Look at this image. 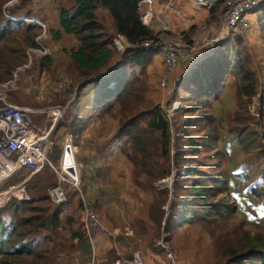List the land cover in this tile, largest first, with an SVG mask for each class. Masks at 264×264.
<instances>
[{
    "label": "rangeland",
    "instance_id": "374dc122",
    "mask_svg": "<svg viewBox=\"0 0 264 264\" xmlns=\"http://www.w3.org/2000/svg\"><path fill=\"white\" fill-rule=\"evenodd\" d=\"M73 1L0 0V30L3 32L0 38V92L4 99L20 106L44 108L68 101L76 92L75 86L82 84L77 100L60 120L65 127H55L49 136L53 142L51 149L54 145L60 147L64 133L72 131L68 120L75 116H87L94 94L102 84L101 79L88 81L78 75L68 54L69 47H65L70 46L74 37L72 34L57 42L49 33L52 26H57L59 9L69 8ZM252 16L251 29L242 37L241 43L235 45L231 39L228 46L247 56L259 83H263L264 28L257 14L252 13ZM96 17L103 24L104 33L112 39L115 33L107 9L99 7ZM28 24L32 26L28 27ZM29 40H34L37 47L28 44ZM121 56L122 53L113 50V60L121 59ZM209 60L202 63L201 72L207 71ZM154 65L159 67L156 62ZM187 67L189 65L186 63H180L169 73L152 68L141 73L138 66L132 67L140 81L133 86L128 99L114 102L109 110L108 117L118 123L117 118L120 121L127 119L144 109L150 100L161 106L170 123V174L154 183L157 190L166 192V203L162 206L165 215L162 228L159 231L151 230L147 242L153 247L157 245L155 249L164 252L165 256L171 251L175 264H264V261L259 263L245 259L234 262L232 259L234 255L252 247L264 251V205L261 198L257 199L248 189L250 185L264 186V96L262 102L258 101V98H262L260 95H264V89L260 86L257 95L249 101V106L235 118L237 106L234 89L237 78L229 76L219 97L211 101L197 90H191L192 87L189 89L182 85L183 78L181 81L180 78ZM164 76H167V86L160 85ZM62 80L68 83L67 91L55 92V86ZM29 116L36 126L47 127L49 124L45 114L30 113ZM216 135L218 140L213 139ZM122 144L130 148L126 141H122ZM156 160L161 162L160 158ZM189 170L191 173H188ZM27 176L29 172L21 170L0 184V204L10 193L1 191L8 184ZM54 178L56 182L51 167L45 166L27 179L23 196L20 189H14L15 196H10L0 205V225L5 228L4 235L12 232L13 244L6 247L31 238L34 239L31 246L36 251H44L51 245L42 239L47 232L46 227L38 224L55 206L47 193L48 184L53 183ZM145 182L141 179V185L150 188L148 181ZM193 184L206 190L208 197L205 201L214 203L216 208L201 205L204 203L202 200L191 202L186 209L195 212L199 218L203 210L210 212L203 219L198 218L175 228L171 233L167 232L165 221L168 218L167 225L171 226L182 216L184 201L190 202L193 198ZM224 185L226 190L217 193L215 189H221ZM209 186L215 189L211 190ZM23 199L28 202H23ZM234 203L236 209L232 214L230 208ZM216 209L220 211L219 215H215ZM65 228L61 227L56 234L60 233L56 243L62 246L55 249L51 264H86L84 254L76 253L75 246L70 245L71 232ZM7 257L9 262L16 264L39 262L32 255Z\"/></svg>",
    "mask_w": 264,
    "mask_h": 264
},
{
    "label": "trees",
    "instance_id": "16d2710c",
    "mask_svg": "<svg viewBox=\"0 0 264 264\" xmlns=\"http://www.w3.org/2000/svg\"><path fill=\"white\" fill-rule=\"evenodd\" d=\"M138 1L139 0H74L69 8L59 9V26L49 29V33L54 40H59L63 33L72 34L78 40L79 45L76 48H71L68 54L75 69L79 72L78 75L80 77L83 76V79L88 81L93 78L102 80V84L97 88L94 94L93 101V106L99 113L110 114L109 110H111L114 102H121L132 95L131 90L133 86L136 82L140 81L138 74L132 71V67L138 66L140 72L144 73L147 66L152 62L156 51L151 48L139 46L128 47L122 53L121 59L116 58L113 60V50H116L111 46V37L104 33V26L96 17L97 9L99 7L107 9L112 19V26L115 34L119 33L123 35L130 44H139L144 39L155 38V34L140 22L139 13L137 11ZM255 12H259V22H263L262 27L264 28V2L260 3L259 6L255 8ZM27 26L31 27L32 25L28 24ZM2 36L3 32L0 30V38ZM241 39L242 37L232 38V40H234L232 43H235V45L241 43ZM230 41L231 39L222 42L215 48L212 55L202 59L192 67L189 66L186 68L187 70L180 78V81L183 78L182 85L189 89L192 87L191 90H197L201 96L211 99L212 101L219 97L228 77H236L237 82L234 95L237 106L235 118H237L241 110L248 107L249 101L257 95L258 88L262 86L264 89V82L259 83L256 73L249 66L246 55L241 54V51L238 49L233 51L229 48L228 44H230ZM28 44L33 47H37L38 45L34 40H29ZM207 59H210L207 71L201 72L202 63ZM98 72L101 73L97 74ZM110 84L112 85L109 86ZM81 85L82 84L75 86V96L70 105L74 102L75 97L78 96ZM179 85L178 83L177 87H179ZM260 96H262V98H258V101L262 102L264 95L261 94ZM60 120L56 123L55 127H65L63 123H60ZM117 120L119 124L118 130L111 138V142L119 143L120 151L131 161L134 184L140 190L146 191L151 195L152 201L149 205L148 215L152 222V230L159 231L162 228V221L165 215L162 206L166 203V197L164 196L166 192L160 189L157 190L154 187V183L161 178H166L170 174L171 169L168 163L171 140L170 123L161 106L150 100L146 103L144 109L133 113L123 121H120L118 118ZM68 122H70V127L72 128L71 133L77 145V138L84 128V123L78 117H74L68 120ZM213 139L218 140L217 135L214 136ZM243 139L245 140L246 138L243 137ZM122 141H126V144L130 146V148H126V145H123ZM50 151L49 158L53 161H57L61 153V146L54 145ZM156 158H160L161 162L156 160ZM188 173H191L190 170ZM141 179L146 182L148 181L150 188H144L143 185H141ZM53 184H55V178L53 183L48 184V187ZM261 186L262 184H259L258 187L250 185L248 189L257 199L260 200L261 198L260 201H262L264 205V186L262 188ZM226 188L225 185L222 186L221 189H215L209 186V189H215L217 193L224 192ZM192 192L193 198L191 201H184L183 203L184 209L182 216L173 221L171 226L167 225L168 218L165 221V230L167 232L171 233L175 228L187 223H192L199 218L195 212L186 209L191 202L202 200L204 203L201 205H205V207L212 209L216 208L214 203H207L205 201L208 197V193L204 188L197 187L196 184H193ZM72 194H74V192L68 193L66 202H68ZM23 202L27 203L28 200L23 199ZM66 202L54 204L53 210H51L38 224V226L46 227L47 232L42 235V239L44 242L46 241L51 244L48 245L44 251H36L32 248L31 245L34 242L33 238L24 243H16L14 246L6 247L7 245L13 244L12 232L4 235L5 228L3 225H0V264H16L14 262H9L10 259H8L9 257L7 256L20 254L32 255L39 261L37 264H51V260L54 258L53 253L56 252L55 249L59 246L56 243V237H58L60 233L59 235L56 234L62 227L60 225L59 214ZM230 209V212L233 214L236 209V204L234 203ZM208 212L210 211L203 210L199 219H203L207 216L206 214ZM215 212V215L220 214V211L217 209ZM31 230L32 229H30V231ZM69 238L72 240L73 238H77L78 243L84 238V234L80 231L71 232ZM60 240H62V238ZM70 245H74L76 249V243L70 241ZM61 246L62 244H60L59 247ZM83 247L87 248L88 244H84ZM149 247L153 250L156 248L153 247L151 243H149ZM232 259L234 262H241L245 259H249L253 262L262 263L264 261V251L252 247L245 252L234 255Z\"/></svg>",
    "mask_w": 264,
    "mask_h": 264
},
{
    "label": "built area",
    "instance_id": "2783aa9c",
    "mask_svg": "<svg viewBox=\"0 0 264 264\" xmlns=\"http://www.w3.org/2000/svg\"><path fill=\"white\" fill-rule=\"evenodd\" d=\"M192 2L216 14V19H210L205 25L206 33L203 39L188 40L184 34L172 36L168 33L170 22L163 16L161 9L172 8L170 1L160 8L159 0H139L137 11L140 22L155 34V38L144 39L139 44H130L123 35L116 33L111 39V46L118 53L136 46L153 49L160 54L165 73H169L180 63L192 67L212 55L222 42L235 37H245L251 29L252 13H255V8L264 0H192ZM160 85H168L167 76L161 79ZM67 88V81L62 80L55 86L54 91L66 92ZM74 96L64 103L34 108L7 102L0 92V184L21 170L29 172V176L8 184L1 191L10 193L0 205L2 206L10 196H15L14 189H20L23 196L27 179L45 166H49L56 176L55 184L47 189L49 200L53 204H61L67 201L69 192H74L83 214L84 230L91 239L93 234L104 231V226L82 188L80 170L75 157L77 145L71 132L66 131L62 136L59 159L53 163L49 158L53 143L49 138L51 131L66 113ZM30 113L45 114L49 119V126L40 127L33 124ZM24 114L28 120H24ZM167 256L174 262L171 251L167 252ZM113 264H144V259L141 250L134 249L129 255L116 257Z\"/></svg>",
    "mask_w": 264,
    "mask_h": 264
},
{
    "label": "crops",
    "instance_id": "0c3cea01",
    "mask_svg": "<svg viewBox=\"0 0 264 264\" xmlns=\"http://www.w3.org/2000/svg\"><path fill=\"white\" fill-rule=\"evenodd\" d=\"M167 1L171 2L172 8L161 9V13L170 22L168 33L172 36L184 34L188 40L203 39L205 25L210 19H216V14L195 5L192 0H159L160 8ZM255 13L259 16L258 12ZM56 25L51 28H57L58 22ZM67 35L70 34L63 33L55 41L61 42ZM78 45V40L73 37L70 46L65 47H69V51ZM155 62L159 67H154ZM151 68L163 70L160 54L154 55L146 70ZM108 116V113L97 112L92 105L87 116L82 117L85 120L78 117L84 123V128L77 138L75 155L84 192L100 216L104 231L93 234L89 239L74 194L61 209L60 225L69 232L80 231L84 234L78 243L77 238L72 241L76 243L75 252L84 254L86 263L113 264L116 257L140 249L144 264H175L174 257L172 262L167 253L165 256L164 252L149 247L147 236L152 230V222L148 209L152 197L134 184L131 161L120 151L119 143L111 142L119 124ZM84 244H88V247L84 248Z\"/></svg>",
    "mask_w": 264,
    "mask_h": 264
},
{
    "label": "water",
    "instance_id": "95a60500",
    "mask_svg": "<svg viewBox=\"0 0 264 264\" xmlns=\"http://www.w3.org/2000/svg\"><path fill=\"white\" fill-rule=\"evenodd\" d=\"M24 120H28V117L26 114L23 115Z\"/></svg>",
    "mask_w": 264,
    "mask_h": 264
},
{
    "label": "bare ground",
    "instance_id": "6f19581e",
    "mask_svg": "<svg viewBox=\"0 0 264 264\" xmlns=\"http://www.w3.org/2000/svg\"><path fill=\"white\" fill-rule=\"evenodd\" d=\"M169 181L171 180V179H168ZM171 182V181H170Z\"/></svg>",
    "mask_w": 264,
    "mask_h": 264
}]
</instances>
